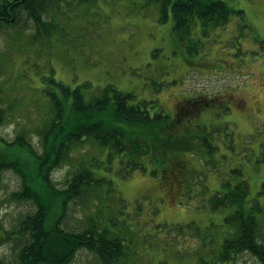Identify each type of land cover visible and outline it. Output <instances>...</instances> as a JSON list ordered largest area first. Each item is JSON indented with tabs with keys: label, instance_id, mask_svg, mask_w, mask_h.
<instances>
[{
	"label": "rangeland",
	"instance_id": "obj_1",
	"mask_svg": "<svg viewBox=\"0 0 264 264\" xmlns=\"http://www.w3.org/2000/svg\"><path fill=\"white\" fill-rule=\"evenodd\" d=\"M210 1L242 14L222 27L198 21L183 40L173 33L171 11L161 22L150 0H62L43 17L47 28L37 29L26 14L15 25H0V100L9 110L0 134L9 141L26 130L42 152L39 89L48 76L72 88L86 83L87 99L112 85L171 121L180 107L194 111L167 133L188 149L159 145L152 149L158 158H138L87 139L53 172L60 190L84 167L93 172L95 181L69 203L61 227L120 240L122 257L113 264H219L223 244L237 232L230 219L236 207L213 206L214 197L227 191L223 183L242 178L246 211L263 208L264 242V0ZM135 163L144 169L132 170ZM20 186L17 174L4 172L0 264L14 261L21 224L36 211L34 203L12 197ZM59 214L56 207L47 225ZM71 264L105 263L81 249ZM227 264L261 263L245 251Z\"/></svg>",
	"mask_w": 264,
	"mask_h": 264
},
{
	"label": "trees",
	"instance_id": "obj_2",
	"mask_svg": "<svg viewBox=\"0 0 264 264\" xmlns=\"http://www.w3.org/2000/svg\"><path fill=\"white\" fill-rule=\"evenodd\" d=\"M158 5L160 21H174L173 33L180 40L189 36L198 21L205 27L225 26L234 11L224 1L210 0H150ZM62 0H0V25H15L26 14L40 29L46 27L43 17L57 8ZM40 104H44L42 128L37 132L42 152L36 149L24 130L12 141L0 134V186L4 172L11 170L20 177V190L12 197L18 202L34 203L36 211L25 216L21 224L23 242L15 251L11 264H71L76 252L88 249L97 254L105 264H113L122 257L123 244L112 241L105 234L85 230L69 232L61 227L66 209L71 201L82 197L85 187L95 179L88 168L79 170L60 190L52 179L58 169L85 140L93 139L100 147L109 148L116 154L132 153L138 158L151 156L156 159L159 152L155 146L166 150L188 149V143L174 141L167 133L174 127L170 116L159 111L150 114L143 102L133 104L135 96L107 86L99 96L87 99L83 88L86 83L72 88L55 80L52 76L40 81ZM149 103V102H148ZM46 105H48L46 107ZM13 106L10 107V109ZM47 108V109H46ZM51 110L47 113V111ZM8 112L0 100V130L8 122ZM145 134L147 137L143 136ZM205 146L212 145L206 142ZM213 148V147H212ZM144 169L135 163L132 170ZM247 182L242 178L230 184L214 197L213 206H235L230 218L237 232L223 244L219 264H227L239 253L248 252L264 264V242L260 240L258 212L263 208L257 204L246 211ZM59 208L57 222L48 226L51 212Z\"/></svg>",
	"mask_w": 264,
	"mask_h": 264
},
{
	"label": "flooded vegetation",
	"instance_id": "obj_3",
	"mask_svg": "<svg viewBox=\"0 0 264 264\" xmlns=\"http://www.w3.org/2000/svg\"><path fill=\"white\" fill-rule=\"evenodd\" d=\"M193 113H194V111L191 108L190 109L186 108L183 110V107H180V109H178V111H177V119L172 120V123L183 122V121H185L186 116L191 115V114L193 115Z\"/></svg>",
	"mask_w": 264,
	"mask_h": 264
}]
</instances>
